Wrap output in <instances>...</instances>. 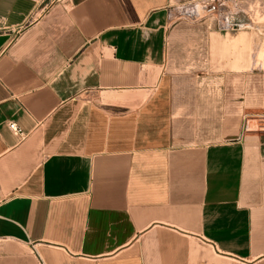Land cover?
Here are the masks:
<instances>
[{"label":"crops","instance_id":"0c3cea01","mask_svg":"<svg viewBox=\"0 0 264 264\" xmlns=\"http://www.w3.org/2000/svg\"><path fill=\"white\" fill-rule=\"evenodd\" d=\"M194 1L0 0V264H264L259 35Z\"/></svg>","mask_w":264,"mask_h":264},{"label":"rangeland","instance_id":"374dc122","mask_svg":"<svg viewBox=\"0 0 264 264\" xmlns=\"http://www.w3.org/2000/svg\"><path fill=\"white\" fill-rule=\"evenodd\" d=\"M249 7H245V12H241V7H236V3L234 0H223V13H226L227 11L232 13L233 15H236V12L240 10L239 13H245L246 17L249 21H253L256 24L257 32L260 39V44L258 45V49L256 48V45L252 49L250 44V39L248 43L244 42L243 50L248 51V57H251L252 51L258 52L256 54V59L253 60L254 67L260 72L261 74V86L264 89V2H260L259 0H248L247 1ZM226 5L228 7H226ZM228 9V10H227ZM244 31H240L239 33L241 35H245L243 33ZM255 55V54H254ZM250 67V65H249ZM253 116L264 117V107L258 109L257 111H254L252 113ZM259 120H261L259 118Z\"/></svg>","mask_w":264,"mask_h":264},{"label":"built area","instance_id":"2783aa9c","mask_svg":"<svg viewBox=\"0 0 264 264\" xmlns=\"http://www.w3.org/2000/svg\"><path fill=\"white\" fill-rule=\"evenodd\" d=\"M193 5L194 7L190 12V14L194 19L197 20L214 16L215 14L218 13L221 7L220 0H195L193 2ZM243 27H244L243 23H229V24H224L222 26V29L224 28L227 30H237ZM259 118L261 119L260 129L264 130V117L262 116ZM9 128L17 135H23V130L21 129V127L18 125L17 122H10Z\"/></svg>","mask_w":264,"mask_h":264}]
</instances>
